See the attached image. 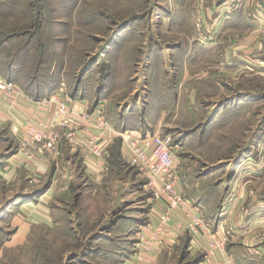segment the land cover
Listing matches in <instances>:
<instances>
[{"label":"rangeland","instance_id":"1","mask_svg":"<svg viewBox=\"0 0 264 264\" xmlns=\"http://www.w3.org/2000/svg\"><path fill=\"white\" fill-rule=\"evenodd\" d=\"M178 2L0 0V74L37 100L62 88L69 99L81 96L116 104L115 109H121L126 123H143L151 130L158 123L159 133L172 138L181 167L186 169L187 184L207 177V188L217 180L221 185L236 164L249 156L248 166L259 165L263 192L264 44L243 46L244 49L234 45L229 53L233 52L235 58L248 57L251 62L243 59L234 67L223 63L232 45H220L212 53L202 50L200 59L185 57L188 50H164L167 41H172L165 28L168 10L172 24L177 25L182 12L191 7ZM237 4L239 7L241 3ZM199 5L203 8L205 3L200 0ZM256 10L263 15L264 7H255ZM205 11H209L207 6ZM249 15L254 17V13ZM258 16L255 18L260 21ZM212 24L213 18L208 15L196 23L197 35L199 32L201 39L206 38L205 44L210 43ZM232 38L241 40L240 35ZM145 45L155 48L149 72ZM177 87L178 93L174 90ZM241 92L249 96L241 99ZM109 117L113 121L110 113ZM9 128L0 125V264H118V256L108 251L105 254V249H113L114 237L124 230L113 234L110 225L132 208L139 210L147 225L151 204L139 203L145 195L152 197V188H144L146 176L114 159L105 177L107 185L116 189L118 180L128 175L129 180H135L128 184V190L139 189L127 199L132 203L119 209H111L118 191L102 192L92 199L81 193V183L87 180L78 179L74 186L70 183L75 180L61 176L57 188L62 187L53 197V156L43 178L31 176L24 167L11 166L10 170L8 161H16L14 156L21 152L20 141ZM59 164L64 167V163ZM79 168L74 176H85L84 168ZM67 185L68 191L63 188ZM219 193L218 197H225L226 192ZM263 227L255 228L252 237L258 235L262 240ZM107 236L113 239L109 241ZM141 239L138 236L136 249ZM186 243L187 239L171 254L163 251L158 264H193L195 255L191 256ZM141 254L135 256L137 264L146 260L143 251ZM198 254L202 257L204 253ZM263 261L253 260L254 264H264Z\"/></svg>","mask_w":264,"mask_h":264},{"label":"crops","instance_id":"2","mask_svg":"<svg viewBox=\"0 0 264 264\" xmlns=\"http://www.w3.org/2000/svg\"><path fill=\"white\" fill-rule=\"evenodd\" d=\"M176 1H179V5L181 2L186 4L189 3V5L191 4V7L182 12L181 19L178 21L177 25L172 24V17H170L172 14L168 10V20L166 21L167 27H165L166 25H163L162 27L167 28V32L169 31L168 36L172 38V41H167V46L164 50H188L185 57L191 56L192 58L200 59L201 55L204 54V51L202 52V50H208L212 53V51H217L218 48L221 47L220 45H232L227 48V51L223 56V63L224 65L231 64L230 66L234 67L238 66L243 59L246 63H251L250 60L246 59L248 57H241V59L238 57L235 58V56H233V52H231V54L229 53L230 50L235 48L234 45L242 46V49H244V47L248 45L264 44V22L262 20V18H264V12L263 15L260 16V14L257 13V10L255 11V7L258 6L263 9L264 0H256L253 3H250V0H223L224 2H222V0H202V2L205 3L203 8L199 5L200 0ZM239 2L241 4L238 7L237 3ZM206 6L209 10L207 12L205 11ZM202 9H204V11ZM249 12L252 14L254 13V17L249 15ZM256 14L259 15L258 19H261L260 21L256 20ZM207 15L213 18V24L211 25V32L209 34V44H205L204 40L206 38L201 39L199 37V32L197 35L196 31L197 21L201 17L205 18ZM220 25H223L221 29H219ZM213 27H215V29H212ZM236 35L238 37L240 35L241 40H235L232 38ZM144 49L147 52L146 66L149 72L152 67V60L150 57L155 48L152 45L149 47L145 45ZM159 49L163 50L162 47H159ZM163 51L162 55L165 59L166 57ZM191 52L194 54H190ZM168 54L171 55L170 52H168ZM174 90L177 92L178 87L174 88ZM149 92L150 88L147 92V100ZM175 95L177 97V94ZM245 96H249L248 92H241V99H244ZM69 102L72 107V115L76 118H80L81 115H89L95 119L99 115V112H102L106 119L110 122V128L102 129L90 124L91 121L87 119L85 120L86 123L83 127V131L80 133L82 136H85L86 134H93L103 138V142L107 147V156L104 158L90 157L88 159H83L81 154L73 149L68 143H61L58 156H53V197L62 187L60 186V189L57 188L59 184L58 180L61 176L69 178L70 180L71 178L75 180L70 183L74 184V186H77V183L75 182L79 180L81 182L87 180L86 182L81 183V193H87L89 198L91 197L90 199H92L95 195H100L102 192H109L112 190H114L113 193L119 192V196H116L113 199L115 204L111 208L119 209L125 204L130 203L131 201L129 202V200H127L129 199V196H132L139 190L132 189L131 187L128 190V184H130L131 181L135 182V180H129L130 178H128V175H125L124 180H118L116 189H113V185L110 187L107 185L109 180L106 181V178L109 176L111 164L112 162L114 163V159L116 158L115 153L117 151V145L118 150L121 152L122 139L119 136V133H159L161 127L158 126L157 123L151 130L148 126H144L143 123H141L142 126L139 124L135 126L132 125V123L122 121L124 116L121 114V109H115L116 104L108 103L106 99H95L94 101H89V99L81 96H72V98L69 99ZM102 104L104 105L103 109L100 108L102 107ZM144 107L146 108L145 103ZM35 112L36 109L33 104L25 101L21 102L20 107L14 110V112H11L0 98V123L10 126V133L13 137L15 136L17 141L22 139V132L17 128L22 125L24 120L29 115H32ZM109 113L111 114L113 121L109 117ZM116 119H119V122H117ZM14 158H16V161H8V167L10 166V170L11 166L12 168L19 169L24 167V169L28 170L29 174H32L31 176H36L37 178H43L42 173L47 170L51 161L50 159H52V157L47 154H38L32 161H27L21 153L18 154V157L14 156ZM250 161L251 158L249 156L244 158L239 164H236L235 170L232 171L229 177L222 182L221 185H219V181L217 180L212 185H209L212 186L211 188H207V177L201 178V180L196 181L194 184H187L185 179L186 169L183 170V167H181L180 179L182 182L181 186L184 185L183 188L184 197L186 199V207L177 213V216L171 225L170 233L162 236L159 244H153L150 251L144 252L146 260L143 264H158L164 254H162L163 251L171 254L173 249L184 243L186 239L187 243H189L188 251L191 256L195 255L192 261L193 264L214 263L212 260L205 261L204 256L200 259L201 255L198 254V252L202 253L206 249L205 239L201 238L198 242H191L192 238L186 232L188 231L186 229L187 213L193 211V207H195L198 212L202 214L208 227L211 231L216 233V237L225 242L227 253L235 261V264H254V259H258L259 263L262 262L264 260V238L261 240L259 238L260 236L255 235V237H252V235L255 228L259 230V227L262 228L264 226V191L261 192V188L263 187L259 185L261 183V176L258 171L259 165H257V167L248 166ZM60 162H62V164L64 163V167L67 168H61V164H59ZM54 165H56L55 168ZM113 166L116 167L115 164H113ZM79 167L84 168L85 176H74L76 170L81 169ZM139 174L143 175L141 172H139ZM211 176L214 175H210V177ZM89 181L90 184H88ZM123 182L124 184H122ZM149 187L150 185L148 184L147 179L146 187L144 185V188L145 190H148ZM63 188L68 191L69 185ZM222 191L226 192L224 198L218 197V193ZM139 203L143 206H146V204H149L150 206V204H152V197L147 198L145 195L143 200ZM143 206H141V209ZM130 211H133L134 214H131L132 212ZM137 211L139 210L132 208L131 210H128L129 213L122 214L120 217H118V215V218L116 217V220L110 225L113 234H117L119 231L124 230L121 235H117V237L109 235L113 236L114 239L113 237L107 236L109 241L110 239H113V246L110 247L113 249L107 248L105 249L106 252L104 251L105 254L108 252L111 254L113 252L115 256H118V259L116 260L118 264H137L135 257L137 256V238L138 236H141V238L145 240L151 235V231L148 230L149 228L143 224L140 212L138 213ZM153 222L155 223V221ZM131 229L132 232L129 234ZM126 231L128 232L124 235Z\"/></svg>","mask_w":264,"mask_h":264},{"label":"built area","instance_id":"3","mask_svg":"<svg viewBox=\"0 0 264 264\" xmlns=\"http://www.w3.org/2000/svg\"><path fill=\"white\" fill-rule=\"evenodd\" d=\"M64 93L59 88L49 96L37 100L0 74V98L11 112L24 101L32 103L36 109L20 126L22 139L19 151L27 161H32L38 154L44 153L58 156L63 142L78 151L83 159L107 156L103 138L93 134L82 136L80 133L87 119L91 121L90 124L102 129L110 128V122L102 112L95 119L89 115L74 117L69 98ZM119 136L122 139L121 160L146 176L153 191L146 225L151 235L145 240L141 239L140 247L136 250V254L141 256L142 251H150L153 244H159L160 238L170 233L177 213L186 207L180 179L181 162L169 135L120 132ZM192 210L187 213L186 229L192 238L191 242L205 239L204 260H212L213 264H235L227 253L225 242L216 237V233L210 230L195 207Z\"/></svg>","mask_w":264,"mask_h":264},{"label":"trees","instance_id":"4","mask_svg":"<svg viewBox=\"0 0 264 264\" xmlns=\"http://www.w3.org/2000/svg\"><path fill=\"white\" fill-rule=\"evenodd\" d=\"M116 153H115V155H116V158H118V159H120L121 160V153H120V151L118 150V145H117V148H116ZM202 257H203V255H202ZM201 256H200V259L202 258Z\"/></svg>","mask_w":264,"mask_h":264}]
</instances>
